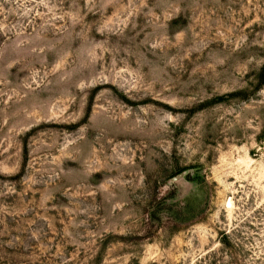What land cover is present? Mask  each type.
<instances>
[{
  "label": "rangeland",
  "instance_id": "374dc122",
  "mask_svg": "<svg viewBox=\"0 0 264 264\" xmlns=\"http://www.w3.org/2000/svg\"><path fill=\"white\" fill-rule=\"evenodd\" d=\"M0 264H264V0H0Z\"/></svg>",
  "mask_w": 264,
  "mask_h": 264
}]
</instances>
